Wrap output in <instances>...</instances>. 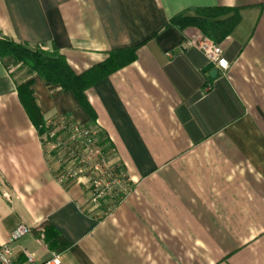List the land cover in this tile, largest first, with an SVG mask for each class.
Here are the masks:
<instances>
[{
	"label": "crops",
	"instance_id": "crops-1",
	"mask_svg": "<svg viewBox=\"0 0 264 264\" xmlns=\"http://www.w3.org/2000/svg\"><path fill=\"white\" fill-rule=\"evenodd\" d=\"M216 7L239 10L219 44L226 72L191 45L198 30L165 29ZM0 37L57 50L76 75L136 50L84 92L125 178L117 202L96 209L82 180L55 182L16 88L32 82L45 122L88 126V115L71 93L0 61V244L30 230L13 243L16 264L24 252L34 264H264V0H0Z\"/></svg>",
	"mask_w": 264,
	"mask_h": 264
},
{
	"label": "trees",
	"instance_id": "trees-1",
	"mask_svg": "<svg viewBox=\"0 0 264 264\" xmlns=\"http://www.w3.org/2000/svg\"><path fill=\"white\" fill-rule=\"evenodd\" d=\"M239 21L238 9L223 7L196 8L171 18L165 29L174 28L182 32L194 28L200 32L203 38L219 46L222 41L229 37ZM135 51V49H129L111 52L104 62L83 74L76 75L57 50L49 52L39 47H30L0 37V61L8 72L11 66L17 65L19 68L25 69L29 75L38 77L44 83L57 86L63 92L71 93L78 105L88 115L91 126H95V116L84 97V92L98 80L108 77L132 63L135 59ZM31 86V81L17 86V96L29 121L37 130L38 135L42 136L45 133V121L35 104ZM98 138L101 146L106 150L111 149L109 142L101 132ZM54 156H56V153H54ZM48 232V228H44V241L46 243L49 241ZM53 243L57 244L56 250L65 248L60 242L51 241L48 244L51 246Z\"/></svg>",
	"mask_w": 264,
	"mask_h": 264
},
{
	"label": "built area",
	"instance_id": "built-area-1",
	"mask_svg": "<svg viewBox=\"0 0 264 264\" xmlns=\"http://www.w3.org/2000/svg\"><path fill=\"white\" fill-rule=\"evenodd\" d=\"M191 45L202 53L209 65L222 72L228 70V64L218 45L205 38L192 42ZM44 128L45 133L39 136L40 141L46 148L48 157L51 160L57 158L53 177L59 186L65 187L82 180L89 194L88 205L95 209L100 208L107 199L108 202H117L121 194L126 192L125 178L120 168L111 163L112 150H106L100 145V130L96 126L80 125L58 115L47 120ZM29 233L28 228L19 227L5 243L0 244V264H16L11 246ZM23 256L24 264H34L31 255L24 252ZM45 264L61 263L57 256H53Z\"/></svg>",
	"mask_w": 264,
	"mask_h": 264
},
{
	"label": "rangeland",
	"instance_id": "rangeland-1",
	"mask_svg": "<svg viewBox=\"0 0 264 264\" xmlns=\"http://www.w3.org/2000/svg\"><path fill=\"white\" fill-rule=\"evenodd\" d=\"M9 72H10V74L12 75V76H15L17 73H23L22 74V77L24 76L25 77V74L27 73V71L25 70V69H22V68H19L17 65L16 66H11L10 68H9ZM20 75H18V77H19ZM17 77V78H18ZM62 157H63V155H62ZM56 159L57 158H55V159H53V160H51L52 162H56ZM21 239V238H20ZM19 239V240H20ZM18 241V240H17ZM17 241H15L14 243H16ZM14 244H12V246H13ZM12 246H11V248H12Z\"/></svg>",
	"mask_w": 264,
	"mask_h": 264
},
{
	"label": "water",
	"instance_id": "water-1",
	"mask_svg": "<svg viewBox=\"0 0 264 264\" xmlns=\"http://www.w3.org/2000/svg\"><path fill=\"white\" fill-rule=\"evenodd\" d=\"M216 74H217V72H216V71H213V72L211 73V77L213 78Z\"/></svg>",
	"mask_w": 264,
	"mask_h": 264
}]
</instances>
